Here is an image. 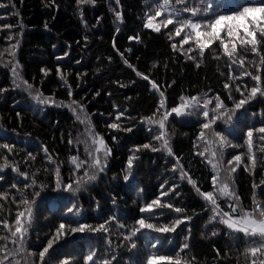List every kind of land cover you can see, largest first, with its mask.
Listing matches in <instances>:
<instances>
[{"label":"trees","instance_id":"trees-1","mask_svg":"<svg viewBox=\"0 0 264 264\" xmlns=\"http://www.w3.org/2000/svg\"><path fill=\"white\" fill-rule=\"evenodd\" d=\"M160 2L119 0L117 4V0H96L95 5H78L77 0H0V4L7 5L0 7V88L6 89L0 92V143L15 146V154L0 150V155H8L20 171H27L31 177L37 168L48 165L43 151V147H46L48 155L60 165L61 180L67 183L74 179V166L68 158L75 155L81 160L86 159L84 144L76 142L78 133L79 139L85 140V125L76 121L68 107L58 106L61 103L68 105L72 100L85 105L95 132L100 133L112 149L106 171L97 181L75 195L53 191L56 181L54 171L37 174L38 183L48 185L44 189L37 188L40 196L36 197L33 204L32 227L26 241L28 249L36 253L37 261L39 251L58 227L60 220L64 218L65 223L70 222L67 208L74 205L80 208L78 222L93 227L108 220L109 216H115L119 223L131 226L140 216L139 205L154 199L159 194L160 184L169 180L179 184L181 196L170 194L165 200L173 202L175 207H184L186 214L193 217L178 226L173 233L142 230L136 241L137 248H129L126 244L117 248L116 245L123 239L120 235L123 230L117 228V221H110V234L85 231L66 236L54 244L53 249L49 250L51 255L46 254L49 264H54L64 256H70L76 264H84V256L91 249H96L100 254L97 258L103 259L109 254V240L112 242L111 248L119 255V264H141L150 243L160 241L159 254L162 255L175 256L181 243L187 242L190 247L182 252V257L188 260L195 257L197 264H247L241 253L251 242H245L243 234L239 238L228 235L229 230L218 221L209 223L211 212L205 201L187 180H179V173L174 176L169 171L175 161L166 152L141 149L136 153L132 176L129 181L123 179L128 156L133 154L132 149L136 145L151 143L152 136L159 132L158 125L151 126L150 132V125L142 120L156 112L160 101L159 92L152 88L149 81L157 83L164 92L165 106L169 109L180 102L181 94L188 96L208 93L213 99L219 94L229 108L234 103V100L228 99V92L223 87L228 82L229 61L223 56L218 42L214 46L215 53L221 58L214 59L212 49H206L203 63L197 68L193 61L187 60L179 51L182 37H174L169 41L168 36L175 32L174 25L162 28L160 33L143 27L145 13ZM201 2L207 3L208 0ZM115 11L121 12L122 20L115 19ZM97 17H100L99 21ZM164 18L167 19V16ZM184 18H187V14ZM159 21L157 17L153 22ZM4 25L12 27L5 28ZM137 33L141 36L140 42L128 39ZM17 39L19 45L15 48L14 62L18 63L19 75L33 85V92L39 89L44 96L54 100V104H40L24 90L23 84L20 87L13 86L9 63L13 57L6 49L15 45ZM114 41L116 48L112 46ZM171 43L177 44V51L171 48ZM191 46L189 42L183 48L186 51ZM120 53H124L129 63L147 75L149 80L137 76L132 68L124 64ZM196 55L199 57V53ZM252 59L253 54L249 51L245 66L256 74L255 69L247 64ZM256 60L259 58L256 57ZM58 66L61 73L66 74L65 78L72 89L71 97L68 85L57 74ZM41 68L47 70V75L40 71ZM233 74L238 76L239 72L234 69ZM244 83L249 87L254 85L250 77L243 78L242 87ZM232 88L234 99H240V94L235 93V84H232ZM97 92L99 95H96ZM210 107H214V104ZM118 111L123 112L119 121L122 128L130 127L131 131L108 128L110 123L116 122ZM203 122L202 116L176 117L172 114L166 122V130L175 155L182 157V163L193 179L199 182L203 191H208L211 190V166L207 159L195 155L193 148V142L200 131L199 124ZM262 124L264 97H257L236 110L230 124L219 120L213 126L215 131L227 136L225 165L232 156L242 154V163L235 165L234 162L237 170L233 188L241 198L240 203L247 209H251L254 196L264 202V154L258 151V134L254 133L256 168L244 170V165L248 163L244 133L249 127L257 128ZM113 136L116 137L115 141ZM70 138L73 140L71 144L68 143ZM154 146L159 147V144ZM203 149L204 142L201 141L199 150ZM29 152L36 156L35 161H25ZM51 168L54 169L55 165H51ZM0 177V191L8 193V200L0 201L4 204L0 219L7 218L11 225L17 211L24 209L23 206L18 209L16 204L11 203L13 195L17 200L20 196L10 186L16 183L19 188H23V184L30 181L13 172L11 166L0 170ZM253 183L256 184L255 189ZM25 192L31 199L32 189H26ZM227 204L228 201L223 200L221 206L225 211L228 210ZM181 215L166 210L158 222L170 223ZM213 232L216 235H212ZM6 234L0 225V236ZM3 243L0 241V244ZM7 247L12 248L13 245L9 242Z\"/></svg>","mask_w":264,"mask_h":264},{"label":"snow or ice","instance_id":"snow-or-ice-1","mask_svg":"<svg viewBox=\"0 0 264 264\" xmlns=\"http://www.w3.org/2000/svg\"><path fill=\"white\" fill-rule=\"evenodd\" d=\"M85 3L95 5L96 0H77L78 5ZM117 4H119V0H117ZM240 4H243V6L240 7ZM6 6L0 4V7ZM185 14H187V18H184ZM145 16L146 19L143 27L153 30L156 33H160L162 28L167 29L169 25H174L175 32L168 36L169 41H172L174 37H182L179 41L181 46L179 51L187 60L193 61L197 68L203 63L206 49H212L214 59L219 60L221 58L215 53L214 46L218 42L223 56L227 57L229 61L228 82L224 83L223 87L228 92V99L234 100V103L229 108L224 104L219 94H216L214 99L208 93L188 96L181 94L179 97L180 102L169 109L165 106L164 92L159 89L157 83L149 81L152 88L159 92L160 101L156 112L149 117L142 118V120L148 122L150 132L152 131L151 126L153 125H158L159 132L157 135L152 136L151 143L136 145L132 149L133 154L128 156L123 179L129 181L133 173L134 162L137 159L136 153L141 149H151L153 152H166L175 161L171 164L169 171L174 176L179 173V180H187V183L205 201L206 207L211 212L209 223L218 221L229 230L227 234L234 238H239L240 234H243L245 242H251L250 246L245 247L241 253L246 258L247 264H264V202L258 201L254 196L251 209L245 208L240 203L241 198L236 193L233 185L237 170L235 165L242 163V154L232 156L231 159L227 160V165H225L224 152L226 147H228L227 136L222 132L215 131L213 127L219 120H223L225 124H230L236 110L243 108L257 97H264V0H208L207 3H202L201 0H174V2L173 0H161L154 8L149 9L145 13ZM165 16H167V19L164 18ZM157 17L160 18V21L154 23L153 21ZM115 19L117 21L122 20L120 11H115ZM97 20L99 21L100 17H97ZM3 27L10 28L12 26L4 25ZM45 27H47V23ZM84 39L87 40V36ZM128 39L140 42L141 36L137 33L135 36H129ZM189 42L193 46L188 47L185 51L183 46ZM18 45L19 40L17 39L15 45H10V49H6L13 57V61H9L13 74V86L20 87L23 84L24 90L34 100L39 101L40 104H54L55 101L44 96L39 89H35L33 92V85L23 80L19 75L18 63L14 62L15 48ZM112 46L116 48L115 41ZM171 48L174 51L178 50L176 43H171ZM117 51L119 50L117 49ZM128 51H131V49ZM249 51L253 54V59L247 61V64L255 69L256 74H253L245 66L246 56ZM196 53H199V57H197ZM64 55L67 56L68 53L65 52ZM120 56L124 64L132 68L137 76L149 80L147 75L137 71L129 63L124 53H120ZM256 57L259 58L258 61ZM59 59L60 57L57 58V60ZM76 63H79V61H76ZM155 66L153 64V68ZM234 69L239 72L238 76L233 74ZM40 71L47 75L46 69L41 68ZM56 71L60 80L65 85H68V81L65 78L66 74L61 73L59 66ZM221 74L223 75V73ZM77 76L79 77L80 74L78 73ZM244 77H250L254 85L249 87L247 83H244L242 87L241 82ZM18 80L20 83H17ZM232 84H235V93H239L241 96L238 100L234 99ZM121 86L123 87L124 85ZM4 91L6 89L0 88V92ZM68 93L69 97H71L72 89L70 85H68ZM96 95H99V92ZM213 104L214 107H210ZM58 106L68 107L76 121L85 125V140L81 141L79 139L80 134L78 133L76 142L84 144V151L87 154L86 159L81 160L75 155L69 156V162L74 166L73 175L75 178L64 183L60 177V165L52 156L48 155V149L46 147L42 146L48 165L37 168L32 172L31 177H29L27 171H20L19 166L13 164L9 160L8 155H0V160H3V163H0V170L11 166L13 172H17L26 181H30L25 182L23 188H19L16 183L10 186L12 189H16L20 196L19 200H17L16 196L13 195L11 197V203L16 204L18 209L23 206L24 210L17 211L15 221L11 225L7 218L0 219V225H2L3 230L7 233L6 235L0 236V241H4L3 244H0V253H3V255H0V264H49L47 256L51 255L49 250L53 249L54 244H58L66 236L84 233L85 231L93 233L102 231L110 234V228L108 227L110 221H117V228L123 230L120 233L123 239L116 247L119 248L126 244L129 248H137L136 241L140 238L139 234L142 230H150L151 232L160 234L173 233L178 226L193 218L186 214L184 207H175L173 202L165 200L170 194L175 197H180L181 193L178 191V183L164 180L160 184L159 194L154 199L143 201L139 205L140 216L135 219L131 226L119 223L118 218L115 216H109L108 220L93 227L92 225L78 222L77 218L81 213L80 208L75 207V205L67 208V213L71 216L70 222L65 223L64 218L60 220L58 227H56L51 237L48 238L47 243L39 251V259L37 261L35 259L36 253L29 250L26 244L28 234L32 227L33 204L35 203L36 197L40 196V191L37 188L44 189L48 187L46 184L38 183L37 174L40 172L48 173L54 171L56 181L53 191L60 193L68 192L75 195L79 191L86 189L87 185L98 180L100 175L106 171L108 158L112 154V149L108 146L103 136L95 132L91 118L86 113L83 103L72 100L68 105L61 103ZM113 107H116V105H113ZM161 110H163L162 114ZM172 114H175L176 117L202 116L204 118V122L199 124L200 131L196 140L193 142V148L194 154L207 159L208 164L211 166V190L203 191L199 182L193 179L192 175L185 168L182 163V157L175 155L169 143L166 130V122ZM19 115L17 113L18 117ZM121 116H123V112L118 111L116 122L110 123L108 128L121 130L122 126L119 123ZM122 130L131 131L132 129L130 127H123ZM254 133L258 134V151L264 154V124L257 128L249 127L244 133L248 161L244 165L245 171L256 168ZM112 139L115 141L116 137L113 136ZM201 141L204 142L203 151L199 150ZM68 143H73V140L70 138ZM155 144H159V147L154 146ZM14 149V145L6 142L0 143V150H6L8 154H15ZM24 159L25 161H35L36 156L29 152ZM51 165H55V168L52 169ZM30 188L32 189L31 199L28 198L25 192L26 189ZM255 188L256 184L253 183V189ZM7 200L8 193L6 191H0V201ZM223 200L228 201L227 211L221 206ZM3 207L4 204L0 203V211H2ZM166 210H172L182 215L170 223L158 222L159 218L165 215ZM145 213L148 215H144ZM212 235H216V233L213 232ZM9 242L13 245L12 248L7 247ZM108 243L110 246L109 254L105 255L103 259H98L97 257L100 255L98 251L91 249L88 255L84 256V264H119V255L111 248V240ZM161 244L162 241L150 243L147 255L141 264H159V262H163V264H197L195 257H192L191 260L182 257V252L190 247L189 243H181L180 249L176 251L175 256L159 254ZM17 257H20V259H17ZM217 257H219V252H217ZM54 264H76V261L70 256H64L54 262Z\"/></svg>","mask_w":264,"mask_h":264},{"label":"water","instance_id":"water-1","mask_svg":"<svg viewBox=\"0 0 264 264\" xmlns=\"http://www.w3.org/2000/svg\"><path fill=\"white\" fill-rule=\"evenodd\" d=\"M175 115V114H174Z\"/></svg>","mask_w":264,"mask_h":264}]
</instances>
